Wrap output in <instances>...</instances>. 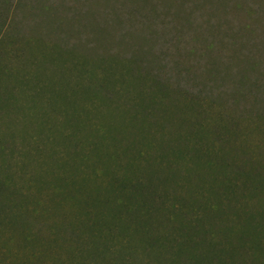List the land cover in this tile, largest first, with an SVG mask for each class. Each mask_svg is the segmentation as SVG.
Returning a JSON list of instances; mask_svg holds the SVG:
<instances>
[{"label":"rangeland","instance_id":"rangeland-1","mask_svg":"<svg viewBox=\"0 0 264 264\" xmlns=\"http://www.w3.org/2000/svg\"><path fill=\"white\" fill-rule=\"evenodd\" d=\"M186 98L212 100L216 108L224 102V115L264 132V0H0V118L11 124L0 119V139L6 135L16 151L6 168L20 181L14 208L41 228L37 235L59 227L57 240L37 247L50 255L33 248L35 264H150L144 247L131 253L134 229L97 223L88 194L112 190L113 199L130 181V214L122 215L141 231L148 224L143 199L156 197L157 212L167 190L161 156L150 145L158 101ZM103 125L114 134L99 141L93 132L103 136ZM207 176L206 183L192 179L196 192L205 186L199 195L206 203L216 183L230 179L223 171ZM230 180L239 183L237 196L257 183ZM176 186L167 191L186 199ZM79 197L83 207L74 202Z\"/></svg>","mask_w":264,"mask_h":264},{"label":"trees","instance_id":"trees-1","mask_svg":"<svg viewBox=\"0 0 264 264\" xmlns=\"http://www.w3.org/2000/svg\"><path fill=\"white\" fill-rule=\"evenodd\" d=\"M187 99L158 101L160 114L155 116L154 134L150 138V145L156 157L157 153L161 156L159 160L162 176L159 178L163 181L165 189H170L172 185L173 188H179L176 186L179 185L182 190L178 191L188 193V197L183 199L178 194L162 188L166 191V196L160 209L155 212L153 209L159 204L156 197H145L144 188L147 184L140 186L138 196L145 197L143 201L148 204L144 213L148 224L141 231H137V227L130 228V223H125L122 215V212L130 214V181L122 184L123 189L113 199L107 196L114 191L102 192L99 189L100 192L88 194L94 198V205L97 202V223L102 220V225L111 221L120 226L121 230L134 229L137 236L136 239L130 240V244L134 241L138 244L132 245L131 253L136 248L144 247L150 264L161 263L164 259H169L172 264H264V244L257 241L261 240L264 234V132L259 125L248 124L242 121L241 117L224 115V102L219 103V108H216L212 100L198 104V100ZM239 103L236 101L232 105L239 106ZM206 105L208 108L205 109ZM193 112H197V115H191ZM0 119L5 123L4 127H10L11 124L4 117ZM174 122L180 125L177 130H174ZM167 124L172 126L170 130H167ZM103 126L107 127L103 136L93 132L95 139L98 135L99 141L100 137L108 133L114 134V129ZM2 132L9 134L10 131ZM5 136L0 139V264H32L33 248H37L39 242L43 244L47 240L58 239L59 235L54 231L58 222L51 229L48 228L51 232L46 236L37 235L41 228L30 223L26 219L27 215L14 208L15 194L19 190L14 187L15 183L20 184V181L16 182L15 173L6 172V168L11 164L9 155L16 151L7 144ZM116 142H113V146ZM125 151L130 155L129 146ZM88 156L91 158L92 154ZM68 159L76 166L70 155ZM73 159H77V156ZM215 167L219 170H214ZM182 170L185 174H181ZM222 171L228 174L230 179L237 176L244 180L247 177L257 183L251 187L247 186L249 189L245 192L243 190L241 195L237 196L235 188L239 183L233 184L227 179L220 186L216 183V187L213 186L215 191L208 196V203L203 202L199 194L205 186L196 192V184L192 179L198 177L200 182L206 183L208 172ZM84 172L85 170L82 171ZM103 172L102 170L100 173ZM156 174H159L158 170ZM168 176L169 179L165 178ZM153 180L155 179L152 177L151 182H160ZM180 180H183L182 184ZM155 183H152V191H158V184ZM85 191L88 193L90 189ZM102 195L109 200L111 207H106L107 199ZM58 196H61L60 190L55 194V198ZM73 199L83 207L80 204H83L85 199L79 197L80 203L78 198ZM66 200L61 198L59 206H63ZM188 206L190 207L185 210ZM196 211L199 212L196 214L198 218L191 215ZM152 218L157 220L156 229L150 227ZM173 222H178L180 226L176 225L174 228ZM211 228L213 230L210 238L205 231ZM37 250L39 255H50L42 249ZM133 263L132 260L131 264Z\"/></svg>","mask_w":264,"mask_h":264}]
</instances>
